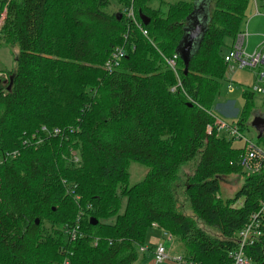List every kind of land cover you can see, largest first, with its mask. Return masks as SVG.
Wrapping results in <instances>:
<instances>
[{"label": "trees", "instance_id": "16d2710c", "mask_svg": "<svg viewBox=\"0 0 264 264\" xmlns=\"http://www.w3.org/2000/svg\"><path fill=\"white\" fill-rule=\"evenodd\" d=\"M152 1L0 0V38L18 49L15 69L0 79V264H134L154 225L184 256L231 264L237 233L254 213L261 234L244 252L264 264V167L243 170L244 148L217 133L212 112L226 84L224 56L251 0L159 1L158 8ZM119 4L132 6L146 35L119 16ZM197 7L205 23L185 73L176 49ZM116 46L126 55L108 73L103 65ZM174 54L173 70L167 60ZM256 95L242 91L234 124L241 135L253 129ZM42 126L61 133L46 136ZM255 139L264 153V132ZM194 159L182 184L191 216L179 209L176 192L182 167ZM132 161L149 170L127 187ZM231 174L243 182L223 199L220 180ZM76 224L71 241L67 229Z\"/></svg>", "mask_w": 264, "mask_h": 264}, {"label": "rangeland", "instance_id": "374dc122", "mask_svg": "<svg viewBox=\"0 0 264 264\" xmlns=\"http://www.w3.org/2000/svg\"><path fill=\"white\" fill-rule=\"evenodd\" d=\"M159 1L168 3V2H176L178 0H153L152 6L154 8H158L160 5ZM201 2L202 1H200V4ZM127 8H125L123 4H119L115 8V10L117 12H120L119 16L120 15L122 16V13H125V10ZM4 12L6 13V6L3 7L0 13V24L2 25L5 19V18L3 19ZM204 18L205 17H204L203 12L201 14L199 13L198 15L199 21H203ZM246 22H247V27L245 24ZM245 23H244L243 29L244 30L247 29V32L249 34L247 45H246V51L248 53H251L255 48H257L258 44L261 43L264 39V10L263 8L262 7L260 8L259 13L256 12L255 14H252V13L248 14L246 17ZM1 27L2 26H0V30H1ZM17 52H18L17 47L7 46L5 43L2 42V39L0 38V79L1 78L3 79L4 76H6V78L8 79V73L15 69V65H16L15 57H16ZM225 80H226V84L224 85L221 95L219 96L218 100H216V102L214 103L212 107V112L217 118L231 125H234L236 118L239 114V111L241 110V107L244 103V99L242 97V91L245 88H249V89L252 88V86L256 83L255 75L252 69L245 68V69H239V70L232 71V72H227L225 74ZM230 87H232V91L229 90ZM262 97L263 96L259 94L255 96L254 112H255V115H260L263 117L264 109H262L261 107ZM252 118L250 120H252ZM220 134H224L225 136L229 137L228 133L224 130H222ZM242 135L244 136V138L249 140L251 143H254L256 140L255 139L256 131L254 129H251L250 131H244ZM234 146L242 148L244 145L241 140L236 139L234 140ZM196 160L197 159H194L182 167L181 179L178 183L180 184V186L178 187L177 192H176L179 209L184 214L191 215V216L193 214L191 210L188 208V204L183 194L182 184L185 183L186 176L193 172V169L196 166ZM148 170L149 168H147V166L143 164H140L135 161L130 162L129 167H128L129 179L127 182V187H131L133 185L140 183L146 176ZM242 182H243L242 175L231 174L226 177H222L220 180L221 198L223 199L231 198L235 194V192L239 189ZM240 204H241V200L236 202L235 205L238 206ZM198 225L203 230H205L206 233L210 234L211 236L215 237L218 235V231L216 229L209 228L207 226H204L201 223H199ZM42 227L45 232L50 231V224L47 221L43 223ZM166 239H167L166 244H169L173 247L172 254L182 253L180 244L175 238H172V239L166 238ZM156 244H153V245L147 244V248L153 251ZM149 252L151 251L149 250L146 251L147 257L144 259L143 262L141 261L139 263L138 261H136L134 264H147L148 255L150 254ZM162 264H170V263L165 262Z\"/></svg>", "mask_w": 264, "mask_h": 264}, {"label": "built area", "instance_id": "2783aa9c", "mask_svg": "<svg viewBox=\"0 0 264 264\" xmlns=\"http://www.w3.org/2000/svg\"><path fill=\"white\" fill-rule=\"evenodd\" d=\"M256 1L257 0H254L255 3ZM262 1L264 4V0ZM255 8L256 12L258 13L257 6ZM125 14L137 25L143 35L147 34L146 31L142 29L140 23L136 22L132 6L128 7L125 10ZM5 15L6 13L4 12L3 19L5 18ZM0 26H2V24H0ZM248 35L249 34L247 32V29H243L236 35L231 49L224 56V61L226 63V73L245 68L252 69L255 75L256 83L252 86L251 90L257 94L263 95L264 39L261 43L258 44L257 48H255L251 53H248L246 51ZM125 55L126 52L123 46H116L115 48H113L110 53V56L104 62L103 67L105 71H107L108 73L112 72L119 65L120 61L122 60V58L125 57ZM176 58L177 55L174 54L171 59L167 60L168 65L173 70L175 68ZM3 79H7L6 76H4ZM229 90L232 91V87H230ZM215 126L217 128V133L220 134V132L224 130L228 133L229 137H234L235 139L241 140L243 142L244 152L240 157V163L244 171H247L248 173H257L262 169V167H264V153L260 149L254 147V145L249 142V140L244 138V136L239 133L236 126L229 125L227 122L219 118H216ZM37 132L38 131L34 132L31 136L26 137L25 140H23L22 144L24 146H27L33 143L31 139L36 138ZM41 132L46 136H55L60 134L61 130L56 127L51 130L46 128V126H42ZM207 132H211L210 126L207 127ZM42 140L43 139L39 137L37 140H35V143L38 144ZM11 155L15 156L17 155V152H12ZM72 157L74 161H77L78 157L76 153ZM257 217V213L252 214L249 218V221L237 233V246L228 253L229 258L231 259V264H252L251 258L245 254L244 248L245 246L252 244L256 240V238L259 237L261 234L259 231L260 223ZM67 232L69 236L68 238L71 241L75 240L77 238V234L79 233L78 224H76L75 227L68 228ZM166 238L172 239L170 235H166ZM147 250L150 249H148L146 245H143L139 248L140 252H144ZM151 252L153 254V262L155 264H162L165 262H168L170 264H200L197 261H194L191 258L184 256L183 254H170L167 248L165 247L164 243L156 244L154 250H151ZM59 264H68V261L65 259Z\"/></svg>", "mask_w": 264, "mask_h": 264}, {"label": "water", "instance_id": "95a60500", "mask_svg": "<svg viewBox=\"0 0 264 264\" xmlns=\"http://www.w3.org/2000/svg\"><path fill=\"white\" fill-rule=\"evenodd\" d=\"M199 13L201 14V10L200 7L199 8L197 7L196 10L187 17V19L189 20V24L186 27L185 34L176 49V53L184 62L185 73L188 70L189 54L191 51L195 49L196 45L199 43L201 38V31L204 28L205 18L203 21H199L198 19ZM139 18L144 25H146L149 22V19L143 14L139 13ZM11 81H12V77H10L7 90L11 88ZM250 125L257 132V137L259 138L264 132V118L260 115H254L250 122ZM90 223L92 225H95L97 224V220L90 218Z\"/></svg>", "mask_w": 264, "mask_h": 264}, {"label": "crops", "instance_id": "0c3cea01", "mask_svg": "<svg viewBox=\"0 0 264 264\" xmlns=\"http://www.w3.org/2000/svg\"><path fill=\"white\" fill-rule=\"evenodd\" d=\"M257 6V11L258 13L260 12V8L262 7L264 10V4L262 0H257L256 3L254 2V0H251V4L250 7L248 8V14L252 13L255 14L256 12V7ZM247 14V15H248ZM254 16V15H253ZM246 27H247V22H246ZM248 40V39H247ZM166 237L164 235V231H162V229L158 228L156 225H154L153 227H151L146 235V239H145V245L147 246V244H158V243H164L165 247L167 248V250L169 251L170 254H172L173 252V247L169 244H166ZM151 251V250H149ZM150 254L148 255V261L147 264H155L153 262V254L152 252H149ZM140 258L139 260H137L139 263L142 261H144V259L147 257L146 256V251L144 252H140ZM174 254V253H173ZM172 254V255H173Z\"/></svg>", "mask_w": 264, "mask_h": 264}]
</instances>
